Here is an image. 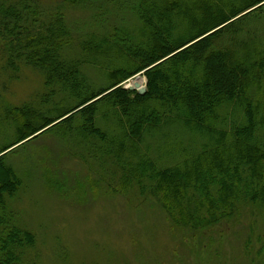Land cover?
Here are the masks:
<instances>
[{
	"label": "rangeland",
	"instance_id": "rangeland-1",
	"mask_svg": "<svg viewBox=\"0 0 264 264\" xmlns=\"http://www.w3.org/2000/svg\"><path fill=\"white\" fill-rule=\"evenodd\" d=\"M33 1L39 10L49 13L63 0ZM132 1L109 5L101 1L104 5L97 6L99 11L65 9L64 27L69 36H61L60 46L52 52L72 65L74 72H81L79 82L85 79L95 93L116 83L109 75L127 64L110 58L109 51H103L96 63L85 47L105 40L115 29L135 24L139 29L130 13ZM163 2L180 6L197 22L215 23L212 2L202 9L192 7L188 0H158L161 6ZM96 14L98 20L93 18ZM176 25L179 34L187 31L185 19L178 18ZM7 57L0 40V159L22 182L8 206L14 214L13 225L34 238L31 247L19 251V264H264L261 205H239L232 217L197 230L192 227L195 202H187L184 210L178 195L162 192V199L172 206L164 213L148 195H140L137 178H130L142 155L158 170H189L188 155L201 154L203 146L211 143L208 136H192L181 126L171 125L146 136L138 151L131 140L126 147L118 144L120 130L114 121L103 120L102 112L96 116V124L102 131L108 128L112 132H106L109 141L91 139L84 133L81 109L115 89L127 90L136 78L144 81L141 87H147L146 72L159 63L71 112L85 95L74 99L68 86L60 90L52 72L35 65L22 63L13 72L5 65ZM261 78L249 94H254L252 104H258L259 113H264ZM70 116L71 122H61ZM228 131L227 141L231 142ZM256 138L263 140L264 130H258ZM142 183L148 189L151 182L145 178Z\"/></svg>",
	"mask_w": 264,
	"mask_h": 264
},
{
	"label": "trees",
	"instance_id": "trees-1",
	"mask_svg": "<svg viewBox=\"0 0 264 264\" xmlns=\"http://www.w3.org/2000/svg\"><path fill=\"white\" fill-rule=\"evenodd\" d=\"M101 1L109 5L119 0H63L49 13L39 10L33 0L0 1V40L8 53L5 65L13 72L22 63L35 65L52 72L60 90L68 86L74 99L85 95L72 112L159 63L146 72L144 95L118 88L81 109L84 133L109 141L108 128L102 131L96 124V116L103 113V120L114 121L120 130L118 144L123 147L131 140L137 149L146 136L171 125L192 136H208L211 143L196 157L188 155L192 167L183 173L175 168L158 170L142 155L135 175L130 174L131 179L137 178L140 195H148L164 213L172 206L162 199V192L178 195L184 210L187 202H195L192 227L197 230L232 217L239 205L264 207V139L256 138L258 130H264V113H259L258 104H252L254 94H249L264 77V0H188L197 9L207 2L215 4L211 17L215 23L210 25L197 22L176 4L133 0L130 13L139 29L136 24L115 29L105 40L85 47L96 63L103 51H109L110 58L127 64L109 75L116 83L95 93L85 79L79 82L81 72H74L52 50L60 46L61 36H69L65 9L99 11ZM93 18L98 20L99 14ZM178 18L188 24L183 35L178 33ZM71 120L72 116L61 122ZM145 178L151 182L148 189L142 183ZM21 187L14 170L0 159V264H19V251L34 242L30 233L13 225L8 206Z\"/></svg>",
	"mask_w": 264,
	"mask_h": 264
},
{
	"label": "water",
	"instance_id": "water-1",
	"mask_svg": "<svg viewBox=\"0 0 264 264\" xmlns=\"http://www.w3.org/2000/svg\"><path fill=\"white\" fill-rule=\"evenodd\" d=\"M141 78H136L132 83H134L133 87L128 86L127 90L129 91H137L139 95H144L146 92V87H141V85L137 82ZM144 82V81H143ZM131 83V82H130ZM131 83V84H132Z\"/></svg>",
	"mask_w": 264,
	"mask_h": 264
},
{
	"label": "bare ground",
	"instance_id": "bare-ground-1",
	"mask_svg": "<svg viewBox=\"0 0 264 264\" xmlns=\"http://www.w3.org/2000/svg\"><path fill=\"white\" fill-rule=\"evenodd\" d=\"M139 84H141L142 82H143V80L142 79H139L138 81H137ZM132 83V82H131ZM128 84V86H130V87H133L134 86V83H132V84Z\"/></svg>",
	"mask_w": 264,
	"mask_h": 264
},
{
	"label": "snow or ice",
	"instance_id": "snow-or-ice-1",
	"mask_svg": "<svg viewBox=\"0 0 264 264\" xmlns=\"http://www.w3.org/2000/svg\"><path fill=\"white\" fill-rule=\"evenodd\" d=\"M0 155H3V153H0Z\"/></svg>",
	"mask_w": 264,
	"mask_h": 264
}]
</instances>
